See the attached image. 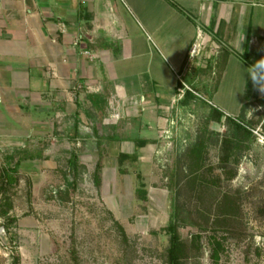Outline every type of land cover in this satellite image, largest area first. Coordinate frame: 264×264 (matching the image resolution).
Instances as JSON below:
<instances>
[{
    "label": "rangeland",
    "instance_id": "374dc122",
    "mask_svg": "<svg viewBox=\"0 0 264 264\" xmlns=\"http://www.w3.org/2000/svg\"><path fill=\"white\" fill-rule=\"evenodd\" d=\"M239 58L247 68L257 62ZM231 71L221 85L217 77L210 80V89L219 90L216 99L210 89L191 86L210 106L211 118L199 126L195 140L181 147L169 143L163 158L152 159L147 168L119 164L118 154L109 159L102 137L98 151L85 150L83 135L95 141L103 131L90 134L83 116L77 135L65 132L69 119L62 113L43 117L27 106L16 117L6 116L0 125V167L7 154L17 152L22 160L17 185L0 192V264H12L16 254L18 264H168L172 197L179 207L178 264H264V139L259 142L252 132L259 126L234 116L232 107L257 84L245 80L246 70L232 82ZM177 81L193 92L180 77ZM118 106L109 101L102 125L119 123ZM42 122L44 131L37 128ZM73 152L79 162L75 174L67 165ZM141 186L148 192L144 202L136 194Z\"/></svg>",
    "mask_w": 264,
    "mask_h": 264
},
{
    "label": "crops",
    "instance_id": "0c3cea01",
    "mask_svg": "<svg viewBox=\"0 0 264 264\" xmlns=\"http://www.w3.org/2000/svg\"><path fill=\"white\" fill-rule=\"evenodd\" d=\"M244 54L264 59V0H0V125L30 106L43 117L67 115L65 132L77 135L83 116L86 131H103L95 141L83 135L85 150L98 151L102 137L109 159L127 154L147 168L211 118L191 86L209 90L216 77L221 85L229 68L233 82L247 69ZM254 88L233 115L264 132V92ZM111 99L119 123L102 125Z\"/></svg>",
    "mask_w": 264,
    "mask_h": 264
},
{
    "label": "trees",
    "instance_id": "16d2710c",
    "mask_svg": "<svg viewBox=\"0 0 264 264\" xmlns=\"http://www.w3.org/2000/svg\"><path fill=\"white\" fill-rule=\"evenodd\" d=\"M243 57L246 58V54L243 55ZM230 123V122H229ZM234 134L236 133V129H234ZM225 139H223V142ZM192 148V147H191ZM196 152V151H195ZM17 153V152H16ZM15 153V155H16ZM14 154L10 155L7 154L4 156L3 164L0 167V192L1 193H7L10 191L14 186L17 185L19 181V173H18V167L20 165V161L22 160V157L16 158ZM19 155V153H17ZM128 159L134 160L135 158L133 156H129L127 154H120L118 157V163H122ZM67 165L69 170L75 174L77 170V166L79 165L77 154L74 152L69 155V158L67 160ZM95 171L94 176L98 182L99 180V174L100 170L102 168V164L100 160L95 165ZM224 170V168H223ZM230 171L229 169H227ZM231 172V171H230ZM229 172V173H230ZM137 197L141 201H146V190L141 186L140 189L136 191ZM172 205H171V214L168 220V224L166 226V230L170 235V241H169V247L167 249V260L168 264H178L180 260V253H181V240L179 239V235L177 233V220L179 218L178 216V209L179 207L176 206L175 198L172 197ZM3 207L0 206V211H2ZM14 221V218H11L7 221V223ZM12 264H18L19 263V256L16 254L12 258Z\"/></svg>",
    "mask_w": 264,
    "mask_h": 264
},
{
    "label": "clouds",
    "instance_id": "9594fccd",
    "mask_svg": "<svg viewBox=\"0 0 264 264\" xmlns=\"http://www.w3.org/2000/svg\"><path fill=\"white\" fill-rule=\"evenodd\" d=\"M246 71L249 73L253 82L257 84L261 92H264V59H260L255 62Z\"/></svg>",
    "mask_w": 264,
    "mask_h": 264
},
{
    "label": "built area",
    "instance_id": "2783aa9c",
    "mask_svg": "<svg viewBox=\"0 0 264 264\" xmlns=\"http://www.w3.org/2000/svg\"><path fill=\"white\" fill-rule=\"evenodd\" d=\"M194 53H195V48H194V46L190 49V51H189V55H190V57H192L193 55H194ZM183 90V89H182ZM252 132L258 137V140H259V142H260V140H263L264 138H263V136L259 133V130L258 129H256V130H252Z\"/></svg>",
    "mask_w": 264,
    "mask_h": 264
},
{
    "label": "bare ground",
    "instance_id": "6f19581e",
    "mask_svg": "<svg viewBox=\"0 0 264 264\" xmlns=\"http://www.w3.org/2000/svg\"><path fill=\"white\" fill-rule=\"evenodd\" d=\"M260 142H261V140H260Z\"/></svg>",
    "mask_w": 264,
    "mask_h": 264
}]
</instances>
